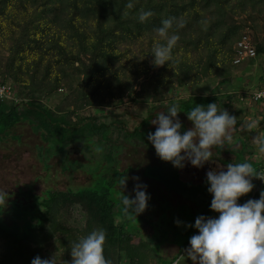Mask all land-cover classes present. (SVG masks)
<instances>
[{"label":"trees","instance_id":"trees-1","mask_svg":"<svg viewBox=\"0 0 264 264\" xmlns=\"http://www.w3.org/2000/svg\"><path fill=\"white\" fill-rule=\"evenodd\" d=\"M142 12L150 13L143 21ZM169 18L168 35L178 38L170 64L155 66L149 52L165 42L157 29ZM244 35L253 38L257 51L245 62L259 60L263 68L264 0H0V83H12L22 99L0 98V139L25 120L44 142L61 141L64 152L79 139L100 141L120 120L79 116L78 111L141 99L154 110L181 86L210 76H218L216 86L228 82L242 63L234 60ZM59 89L65 90L66 106L43 101ZM214 100L194 94L175 103L186 113ZM151 116L134 137L154 149L147 140ZM104 148L107 156L112 147ZM121 178L118 173L100 189H51L44 196L28 191L25 197L32 201L13 200L7 209L0 202V264H30L37 255L70 264L73 244L97 227L105 230L110 264H141L143 257L130 246L132 233L116 222L111 191Z\"/></svg>","mask_w":264,"mask_h":264},{"label":"clouds","instance_id":"clouds-1","mask_svg":"<svg viewBox=\"0 0 264 264\" xmlns=\"http://www.w3.org/2000/svg\"><path fill=\"white\" fill-rule=\"evenodd\" d=\"M148 15L149 12H142L139 19L143 21ZM171 27L172 19L169 18L163 19L157 29L159 35L165 37V42L154 44L149 52L155 66H162L166 62L170 64L171 49L178 38L175 34L168 35ZM256 98L260 99V95ZM179 111L178 104L173 102L167 106V114L160 111L151 120L156 128L147 134V140L161 160L180 168L187 160L199 168L205 162L212 161L213 146L232 141L235 117L219 107L217 102L206 105L197 103L186 111L192 127L182 133L179 131ZM254 125V121L249 122L247 127L251 129ZM253 142L258 152L264 154V135L254 136ZM253 177L264 181V173L256 170L248 161L231 162L224 169L218 167L206 171L207 191L211 194L209 207L218 216L205 217L201 214L191 224L198 232L189 237L186 255L194 264H264V190L260 191L258 199L249 198L242 204L238 203L239 197L253 189ZM126 179L123 176L119 181L118 199L126 212L130 211L137 217L146 209L150 194L146 192L147 185L139 182V177H133L136 182L132 188L134 195L130 197L122 190L126 186ZM0 197L4 203L5 191L0 192ZM174 222L180 223L179 220ZM105 238L102 227L93 228L80 236L71 247L70 264H110L104 255ZM30 264H57V261L54 256L42 259L37 255Z\"/></svg>","mask_w":264,"mask_h":264},{"label":"crops","instance_id":"crops-1","mask_svg":"<svg viewBox=\"0 0 264 264\" xmlns=\"http://www.w3.org/2000/svg\"><path fill=\"white\" fill-rule=\"evenodd\" d=\"M241 74L240 70L238 75ZM262 76L261 72L258 79L255 77L252 82L246 81L243 86L240 80L236 85L233 77L225 82L231 84V87H222L223 83L207 93L215 97L214 101L219 107L235 117L236 124L231 133L232 141L225 142L222 146H213L212 161L205 162L202 167L197 168L187 160L184 161V167H174L171 162L158 158L148 142L134 137V131L141 127L144 119L151 114L149 128L154 132L156 125L152 124L151 120L156 113L165 111L167 114L169 104L190 95H205L204 92L170 94L165 105L151 110L152 104L149 103L140 113H129L132 118L131 121H126L124 128L116 126L119 133L122 129L125 133L121 139L123 142L116 141L115 144L118 146L116 164L119 173L122 178L127 177L126 186L122 190L130 197L133 196L132 188L136 182L133 177H139V182L147 185L146 192L150 194L146 209L137 217L130 211L123 210V205L121 206L119 202L116 207L118 217L116 222L124 226L127 232L132 233L130 246L134 250L133 253L137 249V257H143L141 264H194L186 255L189 239L187 242L180 239L182 235H187L190 229H193L195 234L198 232V229L191 227L198 215L218 216V213L209 207L211 194L207 191V170L218 167L224 169L227 163L248 161L256 170L263 171L264 154L258 152L253 137L264 135V101H255L252 98V93L263 85ZM179 109L181 110L180 107ZM177 115L181 122L179 129L181 133L192 127V122L188 120L184 111H179ZM253 121L255 125L249 129L247 124ZM252 183L253 189L239 197L238 203L242 204L249 198H259L264 186H259V178L256 177L252 178ZM118 185L119 182L114 187L115 199L120 195ZM176 220L180 223H175ZM124 264H128V261Z\"/></svg>","mask_w":264,"mask_h":264},{"label":"rangeland","instance_id":"rangeland-1","mask_svg":"<svg viewBox=\"0 0 264 264\" xmlns=\"http://www.w3.org/2000/svg\"><path fill=\"white\" fill-rule=\"evenodd\" d=\"M254 38L256 39V37ZM259 62L258 60L256 65H251L249 62L244 61L236 66L234 68V74L237 75L234 76L236 85L243 75V81H240L241 86L246 81L252 82L255 77L258 79L262 72ZM240 70L242 74L238 75ZM217 78L218 76H210L206 81L191 86H181L178 90L171 91L169 94L209 93L215 88ZM227 86L231 87L232 85L224 83L222 87ZM64 92V89H59L48 97L43 98L42 96L43 101L49 102L52 107L57 105L66 106V101L62 97ZM147 104L149 105L148 101L141 99L139 102H125L117 107L104 105L85 107L77 114L79 116L98 114L101 116V120H114L116 118L121 122L119 127L124 128L126 121L132 118L129 113H140L141 110L143 111L147 107ZM76 118V115L73 116V119ZM113 131V133L112 131L102 133L101 139L103 141H95V138L90 137L79 139L68 145L66 152H64L61 141L55 143L44 142L40 132L35 131L33 125L25 120L19 122L10 134L1 136L0 139V192L5 191L6 193L5 202L3 203L2 197H0V202L7 209L13 200L24 203L32 201L34 198L26 199L25 197V193L28 191L35 196H44L51 189H72L76 191L87 187L100 189L106 186L108 181L119 173L116 164V149L118 146L115 144L116 141L123 142L121 139L125 136L123 130L120 133L117 129H113ZM122 133L124 134L122 135ZM101 145L112 147L107 156L105 148V151H103ZM111 192L114 197V191ZM115 200L122 206L118 198ZM6 217L8 218L7 215ZM193 234H195L194 230L190 229L187 235H182V237L180 235V241L186 240L187 242V239ZM1 246L2 243L0 242V248ZM54 258L56 259V256Z\"/></svg>","mask_w":264,"mask_h":264},{"label":"built area","instance_id":"built-area-1","mask_svg":"<svg viewBox=\"0 0 264 264\" xmlns=\"http://www.w3.org/2000/svg\"><path fill=\"white\" fill-rule=\"evenodd\" d=\"M235 49L237 52V56L234 62L236 64H239L257 55L256 45L253 41V38L249 35H244L241 39H239L237 45L235 46ZM262 75L264 80V65ZM258 94L260 95V99L256 98ZM0 98L11 99L18 102L22 100L21 97H19L15 86L10 82L0 83ZM252 98L255 101H264V82L260 88H258L252 93ZM262 173H264V169ZM259 185L264 186V181H261L259 179Z\"/></svg>","mask_w":264,"mask_h":264}]
</instances>
